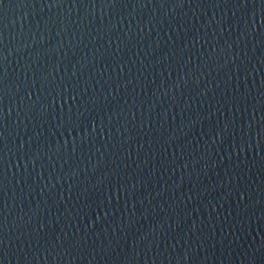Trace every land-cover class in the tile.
Listing matches in <instances>:
<instances>
[{"label": "water", "instance_id": "water-1", "mask_svg": "<svg viewBox=\"0 0 264 264\" xmlns=\"http://www.w3.org/2000/svg\"><path fill=\"white\" fill-rule=\"evenodd\" d=\"M0 264H264V0H0Z\"/></svg>", "mask_w": 264, "mask_h": 264}]
</instances>
